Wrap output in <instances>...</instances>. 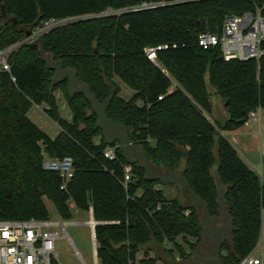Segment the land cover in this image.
Returning a JSON list of instances; mask_svg holds the SVG:
<instances>
[{"label": "trees", "instance_id": "1", "mask_svg": "<svg viewBox=\"0 0 264 264\" xmlns=\"http://www.w3.org/2000/svg\"><path fill=\"white\" fill-rule=\"evenodd\" d=\"M263 2L0 0L6 13L5 18L0 14L1 48L24 37L41 20L94 15L44 33L45 54L74 70L79 83L88 84L100 102L112 86L107 116L128 128L130 140L144 149L155 174L182 173L199 198L196 203L202 204L201 208L167 197L162 185H180L149 181L141 162L131 164V177L125 182L127 163L120 146L114 159L104 156L109 144L88 100L83 94L68 96L66 81L51 87L54 71L40 59L37 47L22 45L9 59L15 82L0 71V219H48L43 197L69 219L66 202L71 199L79 210L91 207L99 222V264H129L145 246L157 251L141 261L144 264H156L161 256L164 264H189L203 241L215 253L216 244L206 240L199 221L206 216L205 205L211 220L221 215L217 175L224 190L223 208L232 222L218 262L236 264L250 254L260 235L264 185L223 134L242 127L250 111L264 110V53L258 61L225 60L219 47L200 48L197 36L219 33L226 16L252 12ZM143 3L154 5L139 8ZM123 7L130 10L95 16ZM162 44L168 48L156 51L155 62L146 57L145 48ZM116 79L133 91L129 98L119 95ZM208 85L223 102L224 121L213 115ZM57 91L70 118L59 113ZM32 104L45 106L59 128L55 136L28 118ZM43 155L72 157L73 176L65 189L60 188L57 172L42 168ZM177 236L186 243L176 245L180 261L163 247L164 239Z\"/></svg>", "mask_w": 264, "mask_h": 264}, {"label": "built area", "instance_id": "2", "mask_svg": "<svg viewBox=\"0 0 264 264\" xmlns=\"http://www.w3.org/2000/svg\"><path fill=\"white\" fill-rule=\"evenodd\" d=\"M154 3H143L139 8L152 7ZM65 19L49 18L41 20L30 34L21 39L10 43L6 47H0V71L10 74L11 64L10 57L22 45H29L36 42L44 33L51 28L64 23ZM197 45L202 49L219 47L221 56L225 60L255 59L258 61L264 53V2L257 6L254 11L244 12L240 15H228L225 17L219 33L201 32L197 36ZM168 48L167 44L156 47L145 48V55L148 59L156 61V51ZM10 78L15 82V77L10 74ZM171 88L168 89L170 92ZM60 93L57 92L56 97ZM162 96H158L161 99ZM39 109L38 104L32 106ZM65 103L62 104L64 108ZM256 108L248 113L244 125L252 123L254 125L259 119V111ZM118 146V144H116ZM115 145H107L104 149V156L109 159L116 157ZM41 166L45 170L57 172L61 178V189H65L67 182L73 176V160L71 156L62 158H50L43 155ZM131 177V165L124 167V181H129ZM69 210L77 209L75 202L71 199L66 202ZM89 218L84 223L90 229V237L93 246L94 264H99L96 249L97 241L95 238V226L99 222L94 220L91 207L88 210ZM69 224L67 221L49 220V219H0V264H63L59 258L58 251L55 249L54 240L58 237L55 231L49 230L51 227H60L67 236L65 227ZM188 239L193 240L191 237ZM178 244H186L181 236L172 240L164 239L163 247L173 252L176 261H180V253L176 248ZM152 252L148 249L135 253L134 259L129 264H142L141 261L148 260L152 257ZM236 264H261V259L256 257L252 252L244 256Z\"/></svg>", "mask_w": 264, "mask_h": 264}, {"label": "rangeland", "instance_id": "3", "mask_svg": "<svg viewBox=\"0 0 264 264\" xmlns=\"http://www.w3.org/2000/svg\"><path fill=\"white\" fill-rule=\"evenodd\" d=\"M125 10H130V7H123V8H119L116 10L108 8L104 11L99 12V14H95V16L96 15L118 14ZM91 16H94V15L88 14V15H84L81 17L66 18L63 24L76 20V19L88 18ZM116 82L120 85L119 95L124 98H129L132 95L133 91L130 90L127 86H125L119 80L116 79ZM208 91L211 93L210 96H211V101L213 103V106L216 104L219 105V107H221L222 111L227 116L226 111L223 109V102L220 100V98L217 95H215L214 89L210 85H208ZM56 99H57V104L59 105L60 115L64 118H70L69 109L66 106L64 108L62 107V104L65 103L64 98L60 95ZM44 109H45L44 105H40L39 109L34 107L33 105L28 111L27 116L36 125H38L45 133L53 137L58 133L59 128L57 124L48 117ZM213 115L215 117L214 110H213ZM258 125L257 124L252 125V123L248 125H243L242 127L238 128L234 132L226 131L225 135H226V138L236 148L239 155L244 160H246L247 163L255 171L258 172L261 181L264 183V154L262 157V161H260L261 147L263 148V152H264V110L262 109H260L259 111ZM115 146L117 145L115 144ZM162 188L164 189L165 195L167 197H172L173 195H170V194L174 193L173 191H175L176 186L175 185H168V186L162 185ZM42 200L48 211L49 220H53V221L60 220L63 222L67 221L69 223L65 227V230H66V233L69 239L64 236V233L60 227L56 226V227L49 228V230L55 231L58 234V237L54 240V245H55V249L58 251V255L62 263L63 264H94L93 246H92V239L90 237V229L84 223V221H86L89 218L88 212L84 210L74 209V210H71L70 218L64 219L59 214L56 206L51 200H49L47 197H43ZM221 211L226 214L223 208V203L221 205ZM223 220L225 221L226 217L224 219L223 216L220 215V217L212 221H214L215 223L217 222L220 223ZM210 253L212 254V256H214L212 249ZM252 253L256 257L261 259V264H264V208L262 209V212H261L260 235H259L257 244ZM156 264H164V262L162 260H157ZM208 264H219V262L208 263Z\"/></svg>", "mask_w": 264, "mask_h": 264}, {"label": "water", "instance_id": "4", "mask_svg": "<svg viewBox=\"0 0 264 264\" xmlns=\"http://www.w3.org/2000/svg\"><path fill=\"white\" fill-rule=\"evenodd\" d=\"M0 14L3 18L6 17L4 7L0 5ZM16 24V21L13 22ZM30 34V30L26 31L25 36ZM31 47H37L40 59L46 64L47 68L54 71V74L51 79V87L56 86L60 82L66 81V93L68 96H73L74 94H83L84 98L88 100L92 112L96 115V126L101 129V133L105 141L111 145L114 142H117L121 149V155L125 159L127 164H134L141 162L146 175L149 181L160 180L162 183H168L174 181L175 183L185 185L192 197L196 200H199L197 196L193 194L189 185L183 178L182 173L180 172H170L167 174H155L149 164L147 155L141 147H137L129 137L128 128L119 123L113 121L106 114V109L114 96V90L112 86H109V95L106 99L100 102L95 94L91 91L90 87L86 83H79L77 79L76 72L72 69L65 68L60 60L53 59L50 55L45 54L43 46V38H39L36 42L29 44ZM215 118L218 121H224L227 116L222 111L219 105H214ZM182 156H185V149L183 147L179 148ZM135 155V156H134ZM134 156V157H133ZM216 186L219 190V206L223 203L224 190L220 184V181L215 175ZM264 185V183H263ZM205 214L206 220H200L199 226L201 227L202 233L205 238H211L214 236L207 235L206 231L203 229V224L209 223L211 221V216L205 205ZM224 239H222L215 247L214 256H203L198 253H194L191 257V262L189 264H203V262H218L220 257V247L222 246Z\"/></svg>", "mask_w": 264, "mask_h": 264}, {"label": "flooded vegetation", "instance_id": "5", "mask_svg": "<svg viewBox=\"0 0 264 264\" xmlns=\"http://www.w3.org/2000/svg\"><path fill=\"white\" fill-rule=\"evenodd\" d=\"M220 214L223 216L224 219L226 217L225 221L223 220L220 223L219 222L215 223L214 221L211 220L209 223L203 224V229L206 231L208 236L214 234L213 237L206 238V240H208L209 242L211 241L212 243H215L216 245L222 239L225 240L227 238V236L229 235L231 226H232L231 219L228 217V215L222 212L221 210H220ZM203 220H206V216H205V219ZM207 245L208 244H206V242L204 241L201 242L198 246L196 253L203 255V256H212L210 251L207 249ZM208 263H214V262H203V264H208Z\"/></svg>", "mask_w": 264, "mask_h": 264}, {"label": "crops", "instance_id": "6", "mask_svg": "<svg viewBox=\"0 0 264 264\" xmlns=\"http://www.w3.org/2000/svg\"><path fill=\"white\" fill-rule=\"evenodd\" d=\"M57 93V92H56ZM258 122H259V119H258V121L254 124V125H258ZM258 127H259V125H258ZM234 132V131H233ZM225 137H226V135L225 134H223ZM263 145V144H262ZM236 149V148H235ZM263 154H264V152H263V148L261 147V152H260V161H262V157H263ZM242 158V157H241ZM243 159V158H242ZM244 160V159H243ZM245 162H246V164L250 167V168H252L248 163H247V161L246 160H244ZM253 169V168H252ZM254 170V169H253ZM257 172V171H256ZM258 173V172H257ZM180 186H176V189H175V191H173L174 193H172V194H170V195H173L172 197H175V196H177L179 199H180V201L182 202V203H187L188 205H190L192 202H194V203H196V199H194L193 197H190V192L188 191V189L185 187V185L183 184V185H181V184H179ZM167 188H169V187H167ZM192 196V195H191ZM199 207H201L202 208V204H198V203H196ZM78 209V208H77ZM88 212V211H87ZM262 212V211H261ZM150 246V245H149ZM144 250L145 249H148V250H150L151 252H152V255L154 256V254H155V251H157V249L155 248H153L152 246L151 247H147V246H145L144 248H143ZM162 249H163V247H162ZM253 252V251H252ZM161 254V253H160ZM164 259V258H163ZM162 259V256H161V259H159V260H162L163 262H164V260Z\"/></svg>", "mask_w": 264, "mask_h": 264}]
</instances>
